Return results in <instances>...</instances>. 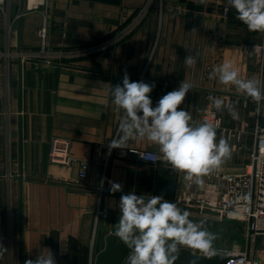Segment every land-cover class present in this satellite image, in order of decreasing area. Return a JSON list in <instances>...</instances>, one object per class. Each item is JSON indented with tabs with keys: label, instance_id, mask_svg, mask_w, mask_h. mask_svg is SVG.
Wrapping results in <instances>:
<instances>
[{
	"label": "crops",
	"instance_id": "0c3cea01",
	"mask_svg": "<svg viewBox=\"0 0 264 264\" xmlns=\"http://www.w3.org/2000/svg\"><path fill=\"white\" fill-rule=\"evenodd\" d=\"M144 1L46 0L39 8L41 1L30 7L24 0L20 14L21 0H5V10L0 8V244L8 249L0 264H24L45 249L53 252L56 264H94L110 225L118 221L121 195L134 191L138 196L162 195L170 202L177 195L181 174L166 162L153 164L137 158V150L160 153L157 145L137 139L130 140L123 151L108 148L119 135L121 116L114 111L108 84H122L125 74L131 81L155 85L150 93L153 107L182 80L192 83L179 107L189 110L197 125L206 109L215 111L217 141L230 137L232 147L231 158L220 167L238 172L247 162L255 130L264 127V106L257 114L250 98L237 94L231 85L209 79V74L214 67L231 62L242 78L264 81V60L260 65L252 52V47L264 42L263 33L250 32L227 0H207V4L149 0L145 20L132 36L106 48L87 45L124 23ZM224 7L227 14L222 18ZM13 19L12 31L7 21ZM42 27L41 41L37 31ZM18 46L22 56L20 111ZM41 50L45 57L34 56ZM196 52L199 61L188 68L184 58ZM209 95L235 105L238 118L233 119L227 109L217 111ZM53 138L67 141L74 161L50 162ZM79 160L89 165L86 178L77 175ZM110 181L120 183L122 192L111 193ZM192 182L187 180L184 191L196 187ZM100 209L107 211V217L96 216ZM231 226L225 230V239L220 231L207 227L219 236L215 243L224 247L220 254L232 248L247 249L246 242L243 248L232 247L236 230H230ZM259 258L264 264V253Z\"/></svg>",
	"mask_w": 264,
	"mask_h": 264
},
{
	"label": "clouds",
	"instance_id": "9594fccd",
	"mask_svg": "<svg viewBox=\"0 0 264 264\" xmlns=\"http://www.w3.org/2000/svg\"><path fill=\"white\" fill-rule=\"evenodd\" d=\"M198 2L207 4V0ZM227 4L250 32L264 33V0H227ZM199 55V52L187 55L185 65L194 68ZM209 79L233 86L237 94L256 104L257 114L261 112L264 81L242 78L231 62L214 67ZM108 85L114 111L121 113L119 135L110 142V151L128 149L130 140L146 139L158 146L162 160L172 171L198 185L203 182V176L231 158L230 137L221 136L217 141L216 126L206 121L195 124L191 112L179 107L193 88L187 80H182L177 89L162 96L155 107L150 98L154 84L131 81L125 74L122 84ZM207 99L217 111L227 109L233 119L238 118L235 105L226 104L222 98L212 95ZM109 183L111 193L122 192L120 183ZM118 207L120 214L118 222L112 225V235L129 249L127 264H175L182 249L191 250L196 258L193 264H197L201 257L219 256L215 247L218 234L209 231L205 221L191 219L192 213L179 207L177 201L170 202L162 195L138 196L130 191L121 195ZM45 250L40 251L34 260H25L24 264H56L53 252ZM6 251L8 249L0 244V257Z\"/></svg>",
	"mask_w": 264,
	"mask_h": 264
},
{
	"label": "built area",
	"instance_id": "2783aa9c",
	"mask_svg": "<svg viewBox=\"0 0 264 264\" xmlns=\"http://www.w3.org/2000/svg\"><path fill=\"white\" fill-rule=\"evenodd\" d=\"M2 1L0 0V3ZM145 13V9L142 10L138 19ZM226 14L227 7H224L221 13L222 18H225ZM38 35L44 39L45 29L43 27L38 30ZM252 52L258 63L262 65L264 42L252 47ZM205 121L214 126L219 124V119L213 109L204 111L201 122ZM135 152L141 161L153 164L164 162L161 153L151 150ZM48 157L50 162L61 164H68L75 160L68 154L67 141H59L55 138L50 141ZM88 169V163L85 160H79L78 177L86 178ZM176 201L183 209L211 214L219 220H242L251 234H264V127L257 126L253 147L241 171L226 172L220 167L205 175V180L201 184H196V187L174 196L172 202ZM107 214L105 209L96 211L97 217L105 218ZM226 255L229 257L226 264H261L258 256L248 252L231 251Z\"/></svg>",
	"mask_w": 264,
	"mask_h": 264
},
{
	"label": "rangeland",
	"instance_id": "374dc122",
	"mask_svg": "<svg viewBox=\"0 0 264 264\" xmlns=\"http://www.w3.org/2000/svg\"><path fill=\"white\" fill-rule=\"evenodd\" d=\"M150 1L149 0H145L144 3H142L141 7H139L137 9V11H135L128 19H126V21H124V23L117 25V27H115L114 29H112L108 34L94 40V41H90L87 43V45L92 44V46L94 47L93 49H101L106 48L107 46H111V45H115L117 43H120L122 41H124V39H126L129 36H132V34L139 28V26L144 22L145 17H146V13L144 14L143 17H141L140 19H138L139 14L142 10L145 9V12L147 11V9L149 8ZM46 5V0H43V3L38 4L37 7L42 8ZM5 6H6V2L5 0H3L0 3V8H2L3 10H5ZM35 9V7L33 8ZM15 19L13 20H8L7 21V27L9 29V25L12 28L11 30L13 31L14 27H15ZM41 29V28H40ZM38 34V31H37ZM39 36V35H38ZM39 38L41 39V41L43 40L41 38V36H39ZM41 51L37 52L36 55L34 56H38V57H45L46 55L44 53H41ZM30 57V56H29ZM15 61V58L12 59V62ZM192 213V216L190 217L191 219L199 222V221H205V226L206 227H211L212 230L213 228L216 229V232L220 231L221 233V239H225L226 237V232L225 230H227L228 225H232L230 228V230H236V237L232 238V240H235V244L232 245V247H234V245H240L243 248V245L245 246V242L247 249L246 250H238L235 248H232L230 250H225L224 253L227 254L231 251H239V252H248L251 255L254 256H258L259 254L264 253V234H250L248 235V231L246 229V224L244 221L239 220V219H222L219 220L218 218H216L215 216L211 215V214H204V213H198L195 211H190ZM223 245L221 243H215V247L218 249V252H222ZM255 247V252H251L252 247ZM125 263H127V260L125 259L124 261Z\"/></svg>",
	"mask_w": 264,
	"mask_h": 264
},
{
	"label": "water",
	"instance_id": "95a60500",
	"mask_svg": "<svg viewBox=\"0 0 264 264\" xmlns=\"http://www.w3.org/2000/svg\"><path fill=\"white\" fill-rule=\"evenodd\" d=\"M24 0H21L20 4V14L23 11ZM20 20L17 23V34H19ZM19 39V36H18ZM19 42V40H18ZM17 76H18V90H17V109L21 110V98H22V88H21V74H22V56L20 54L19 46L17 48ZM260 127V126H259ZM22 165V149H21V125L20 118L18 120V167L21 169ZM187 179L184 178L183 174L178 177L177 191L176 194L180 195L186 187ZM118 221L113 222L110 225L109 233L105 236L104 248L97 253L94 259V264H124L126 257L129 254V249L118 240V238L112 235V225L116 224ZM248 235L251 231L247 232ZM200 255V254H197ZM194 259H196L192 254L191 250H181L179 257L175 264H193ZM229 257L226 254H220L219 256L213 257L211 259L201 257L197 264H226Z\"/></svg>",
	"mask_w": 264,
	"mask_h": 264
},
{
	"label": "bare ground",
	"instance_id": "6f19581e",
	"mask_svg": "<svg viewBox=\"0 0 264 264\" xmlns=\"http://www.w3.org/2000/svg\"><path fill=\"white\" fill-rule=\"evenodd\" d=\"M39 1H41V0H27V5L32 7V6L36 5Z\"/></svg>",
	"mask_w": 264,
	"mask_h": 264
}]
</instances>
